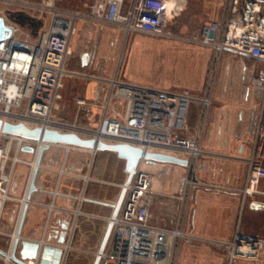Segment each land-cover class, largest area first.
Listing matches in <instances>:
<instances>
[{
  "label": "built area",
  "instance_id": "obj_1",
  "mask_svg": "<svg viewBox=\"0 0 264 264\" xmlns=\"http://www.w3.org/2000/svg\"><path fill=\"white\" fill-rule=\"evenodd\" d=\"M53 1L48 0L41 5L28 0H0V4L13 7L0 9V18L6 28V37L0 41V120L11 124L21 123L30 129L74 133L83 139L128 144L144 152L164 153L185 159L186 170L181 192L176 196L178 209L175 228L166 229L151 223L148 202L152 193L151 178L144 169L148 161L141 157L129 183L118 185L120 190L124 188L125 191L115 217L112 218L111 214L107 217L97 216L104 219L106 225L112 223L102 252L98 253V248L85 251L92 258L98 255V264H178L181 241L187 238L182 228L192 190L196 186H212L199 179L198 169L203 155H214L202 149V136L220 59L230 49L264 61V14L261 0H222L219 20L204 24L199 37L192 39L175 36L167 31V26L176 21L183 9L176 6L169 8V0H128L127 5L125 0H86L78 11L52 7ZM185 3L186 0L183 1V7ZM27 11L39 13L37 18H41L43 13L50 15L47 27L34 38L7 17L9 12ZM80 22L119 28L125 39L132 33H141L190 40L210 48L212 61L205 95L199 98L187 92L126 82L118 78L117 68L110 78L69 70L67 62L72 54L71 41ZM64 76L96 79L107 85V95L101 106L102 114L97 128L82 125L76 119L68 121L56 114ZM249 87L260 92V102L250 137L249 152L246 156L236 157L247 167L245 183L240 191L244 196L260 197L257 202L264 204V188L260 187L264 179V72L255 75ZM192 102L200 105L199 121L194 133L190 137H184L180 135V131L185 130L186 114ZM75 103L80 109L85 105V100L78 97ZM79 112L77 110V114ZM13 143L15 157L6 173ZM43 144H47L48 149H62L64 155L61 167L57 170L58 178L52 193V202L45 205L48 215L41 237L19 238V241L37 243L36 253L33 257L21 258L20 248H17L15 256L25 264H52L54 255L45 253V249H59L57 264H65L69 252L75 250L72 237L77 218L84 213L79 207L73 210L74 217L71 224H68L64 242L59 243L57 239L48 238L52 212L58 210L54 204L58 195L57 188L65 173L64 165L69 153L88 152L92 161L96 150L64 143H43L0 131V218L6 203L15 200L10 192L15 177L14 166L21 162L17 155L28 153L23 151V147H32L34 159L29 165L33 169L38 150ZM33 162L35 165H32ZM39 166L40 164L38 168ZM82 179L85 186L89 177L85 175ZM27 188L28 185L26 190ZM83 198V194L78 197L79 204ZM20 203L14 230L18 226L17 220L23 206ZM237 236L230 245L231 258L241 255L260 257L264 261V237H256L255 241L247 242L239 240ZM9 238L8 247L2 250L5 254L0 253V260L3 264H20L11 259L15 237L11 234ZM44 260L47 262L43 263Z\"/></svg>",
  "mask_w": 264,
  "mask_h": 264
},
{
  "label": "crops",
  "instance_id": "obj_2",
  "mask_svg": "<svg viewBox=\"0 0 264 264\" xmlns=\"http://www.w3.org/2000/svg\"><path fill=\"white\" fill-rule=\"evenodd\" d=\"M189 1V7L186 5V0L176 21L169 25L171 28L167 31L175 36L192 39L199 37L200 29L204 24L219 20L222 0L219 2L205 0L204 9L203 6L198 5L199 3ZM261 4L264 14V0H261ZM83 28L87 29L84 38L82 40L76 38L74 44H72L73 38L71 41L72 53L77 49L81 50V70H77L74 65L68 69L95 77L110 78L114 74V71L112 75L108 72L110 63L114 60L110 51L114 42L109 35L110 33L118 34L122 30L80 22L76 31ZM133 34L130 35L133 36ZM161 38H165L167 47L162 49L152 47L150 56L137 43L132 48L133 52L137 49L143 50L147 62L149 58L151 59L150 84L143 85L203 97L212 61V50L190 40ZM222 60L223 64L219 63L217 73L219 80L217 85H215L216 81L214 84L202 136V149L214 155H203L198 169L199 179L212 186H196L192 190L182 228L187 238L181 241L178 264H264L260 257L250 258L241 255L230 257V245L236 235L264 237V209H255L251 206V203L258 201L260 197L244 196L240 191L245 183L247 167L243 161L236 159L237 156H246L249 152L250 137L260 102V92L251 89L249 83L255 75L264 72V61L230 49L222 54L220 61ZM165 69L169 72L166 73ZM121 80L129 82L125 79ZM71 84L77 85L73 109L76 111L75 114L77 110L81 112L78 123L89 127L98 125L102 114L101 106L107 95V85L96 79L68 76L63 79V92H65L63 87ZM78 97L85 100V105L80 109L75 103ZM113 107L114 103H112L114 110ZM66 109L69 107L67 106ZM199 112V103H190L186 114V127L185 130L180 131L181 136L190 137L194 133L199 121ZM26 154L32 156V160L34 159L31 152ZM82 154H88V152L72 151L64 165L65 173L60 178L58 195L54 200L58 210L52 212L51 221L54 216L61 217L57 219V226L55 224V228L49 230L48 238L50 239L58 240L63 233L61 226L69 224L68 218L74 217L73 210L78 207L84 213L82 216L104 220L97 216L110 215L113 203L109 199L108 191L102 189V184L118 187L126 179L125 175L122 180H113V178L108 180L105 177L106 164L104 162L94 164V160L91 161V159L88 162ZM63 155L64 152L60 148H49L42 154L35 178L37 190L31 194L21 228V236L24 238L38 239L42 235L48 215L45 197H52L56 185V182L55 184L49 182V176H56L57 170L61 167ZM144 169L151 178L152 193L148 198L151 223L166 229L175 228L178 209L176 196L181 192L185 166L148 161ZM85 175H88L89 181L84 186L82 177ZM29 180L30 176L24 187L23 196ZM13 187L14 181L11 192L13 189L14 193L17 192V188ZM260 187L264 188V179ZM81 194L84 198L79 204L78 197Z\"/></svg>",
  "mask_w": 264,
  "mask_h": 264
},
{
  "label": "rangeland",
  "instance_id": "obj_3",
  "mask_svg": "<svg viewBox=\"0 0 264 264\" xmlns=\"http://www.w3.org/2000/svg\"><path fill=\"white\" fill-rule=\"evenodd\" d=\"M30 2L38 3L44 5L48 0H28ZM86 0H54L52 2V7L60 8V9H67L78 11L82 9V3ZM193 2H197L198 5L203 6L205 0H192ZM215 1V0H214ZM219 2V0H216ZM215 1V2H216ZM128 0H125V5H127ZM190 1L187 0V7H189ZM200 6V7H201ZM7 7L13 8L6 4H0V9H6ZM39 13H35L32 11L27 12H9L7 17L11 21H15L19 24L22 31L28 33L32 38L36 37L38 32L45 29L49 23L50 15L48 13L41 14V18H37ZM25 18L26 21H33L35 25H31L29 22L21 24L19 21ZM171 26H167V30H170ZM86 28L81 29L80 31H76L77 35H74L72 44L76 43V38L82 40L86 33ZM116 31V30H114ZM95 36V34H94ZM111 38L113 39L114 46L110 47V51H112V57L114 60L110 63L109 74H113V71L117 68L118 70V78L125 79L129 82H136L139 84H150V80L152 77L151 74V59L147 62L146 55L150 56L152 47H158L160 49L166 48L168 43L166 42L165 38L147 35V34H139L134 33L133 36L129 35L126 39L123 32H119L118 34L110 33ZM93 35H92V43H93ZM91 43V44H92ZM139 45L144 48L145 52L142 50H135L133 52L134 46ZM76 45V44H75ZM91 48V47H89ZM88 48V49H89ZM80 51L76 50V52L72 53L68 59L67 67L70 68L71 66H76L77 70H81V59H80ZM146 60V61H145ZM220 64H223L220 61ZM221 69V67H220ZM166 73L169 72L168 69L164 70ZM161 70V72H164ZM220 71V70H219ZM109 75V76H111ZM64 78H68V76H64ZM63 78V79H64ZM216 84L219 80V75H217ZM77 81V80H76ZM65 92L62 89V97L60 102V106L57 113H60V116L67 120L78 119L80 121L81 112L78 114L73 109L74 97L76 93L77 85H67V87H63ZM67 106L69 109H66ZM80 114V115H79ZM85 114V113H84ZM84 116V115H82ZM85 122V120H82ZM87 124V123H86ZM98 125L90 126L91 128H97ZM84 158L86 157V161H90L91 155L82 154ZM9 160L7 161V166L5 172L7 173L12 166V159L15 157V148L14 143L12 144V148L10 149L9 153ZM17 158L21 162H17L14 166V187L17 188L14 193L13 191L10 193L11 197H14V201H8L5 205V209L3 214L0 218V249L4 250L8 247V240H10V235L12 234L15 226V221L17 219V215L21 205V199L24 197L22 194L24 192V187L27 183V180L30 176L31 166L29 165L32 162V156H29L26 153H19ZM94 164H99L104 162L106 164V173L105 177L109 180L113 178V180L118 179L122 180L125 178L124 172V161L119 159L114 152H98L94 157ZM49 182L54 183L57 180V174L49 176ZM55 184V183H54ZM51 185V184H50ZM53 186V185H52ZM13 187V188H14ZM54 189V186H53ZM102 189L108 191L110 194L109 199L112 203H115L120 192L119 187H114L108 184H102ZM108 189V190H107ZM20 194V195H19ZM52 197H45L46 205H49L52 202ZM40 203V202H36ZM109 216V215H107ZM61 216H54L52 221L50 222V229H52L55 224L57 226V219ZM18 222V220H17ZM69 225L72 222V219L68 218ZM17 225V224H16ZM106 221L100 220L96 218H86L85 216H80L77 220L75 230L73 232L72 237V246L75 250L69 252L65 264H92L94 258L87 255L85 253L86 250L90 249H97L100 245L101 239L106 229ZM55 228V227H54ZM53 228V229H54ZM67 234V233H66ZM256 237H263L259 235H255ZM0 264H3L2 260H0Z\"/></svg>",
  "mask_w": 264,
  "mask_h": 264
},
{
  "label": "water",
  "instance_id": "obj_4",
  "mask_svg": "<svg viewBox=\"0 0 264 264\" xmlns=\"http://www.w3.org/2000/svg\"><path fill=\"white\" fill-rule=\"evenodd\" d=\"M6 28L4 27L3 20L0 18V41L6 37L5 31ZM0 131L7 134H13L17 135L26 139L30 140H40L43 143H64V144H70L74 146H79L83 148H89L94 149L96 151H110L116 153L117 157L119 159H122L124 161V172L126 174V179L124 181V184H128L130 179L132 178V175L134 174V171L136 169L138 160L143 157L145 160L149 162H165V163H174L178 165L185 166L186 160L181 159L178 157H175L173 155H168L164 153H154V152H144L142 149L138 147H134L128 144H120V143H105L102 141H96L95 139H83L80 138L78 135L74 133H60L56 130H42L40 128H34L30 129L24 124H11L8 122H2L0 120ZM48 149L47 144H43L37 153L36 157V165L32 169L31 177L28 183V188L25 193V202L23 203V206L21 208V213L19 217V223L16 230V236L14 238L13 244H12V253H11V259L17 261L20 264H25L21 259H18L15 256V251L17 248H20L19 253L21 255V258H30L33 257L37 250V243L33 241L28 240H22L19 241V238L21 236V228L24 221V216L26 213V210L28 208V204L30 202L31 194L37 190L35 186V178L38 171V165L40 164L41 157L43 152ZM23 151L27 152H34V149L30 146L23 147ZM125 189L122 188L118 194L117 200L115 203L111 204L112 212L111 217H115L119 206L121 204L123 195H124ZM251 206L255 209H264V204L260 202H252ZM112 223L109 222L106 226L105 232L103 234V237L101 239L100 245L98 247V253H101L104 245L106 243L108 234L110 232ZM66 227V226H64ZM237 238L243 239L247 242H253L256 239L255 235L247 236L239 234ZM64 233H61L58 242L62 243L64 242ZM0 253L5 254L4 251L0 249ZM45 253H52L54 255V260L52 264L58 263V258L60 256V250L56 249H45ZM47 261H43V263H46ZM99 262V256L97 255L92 264H98Z\"/></svg>",
  "mask_w": 264,
  "mask_h": 264
},
{
  "label": "bare ground",
  "instance_id": "obj_5",
  "mask_svg": "<svg viewBox=\"0 0 264 264\" xmlns=\"http://www.w3.org/2000/svg\"><path fill=\"white\" fill-rule=\"evenodd\" d=\"M183 1L184 0H169L168 1V6H169V8H173L174 6H176L177 8H179V9H182L183 8ZM32 165H35V162H33V164ZM33 167V166H32ZM32 172V171H31ZM30 177H31V173H30ZM25 196V195H24ZM21 202H22V204L25 202V197H23L22 199H21ZM19 217H20V215H19ZM19 217H18V222L17 223H19ZM17 227V226H16ZM15 227V230L13 231V233H12V236H16V230H17V228Z\"/></svg>",
  "mask_w": 264,
  "mask_h": 264
},
{
  "label": "flooded vegetation",
  "instance_id": "obj_6",
  "mask_svg": "<svg viewBox=\"0 0 264 264\" xmlns=\"http://www.w3.org/2000/svg\"><path fill=\"white\" fill-rule=\"evenodd\" d=\"M64 226H66V227H64ZM67 228H68V224H64L63 226H61V232H65L64 233V239H65V236H66V231H67Z\"/></svg>",
  "mask_w": 264,
  "mask_h": 264
},
{
  "label": "trees",
  "instance_id": "obj_7",
  "mask_svg": "<svg viewBox=\"0 0 264 264\" xmlns=\"http://www.w3.org/2000/svg\"><path fill=\"white\" fill-rule=\"evenodd\" d=\"M21 24H24L26 22H29L31 25H35L33 21H26L25 18H22L20 21H19Z\"/></svg>",
  "mask_w": 264,
  "mask_h": 264
}]
</instances>
